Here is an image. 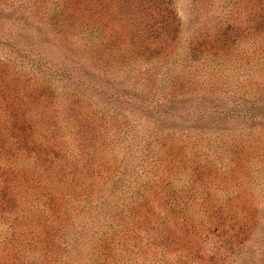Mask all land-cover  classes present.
<instances>
[{
  "label": "rangeland",
  "instance_id": "rangeland-1",
  "mask_svg": "<svg viewBox=\"0 0 264 264\" xmlns=\"http://www.w3.org/2000/svg\"><path fill=\"white\" fill-rule=\"evenodd\" d=\"M0 264H264V0H0Z\"/></svg>",
  "mask_w": 264,
  "mask_h": 264
},
{
  "label": "trees",
  "instance_id": "trees-1",
  "mask_svg": "<svg viewBox=\"0 0 264 264\" xmlns=\"http://www.w3.org/2000/svg\"><path fill=\"white\" fill-rule=\"evenodd\" d=\"M82 12V14H81V16H85V17H87L86 15H85V10H81L80 8H76V6H73L72 7V15L74 16V15H76L77 13H81ZM91 16L92 17H98V16H96V13H93V11H91ZM60 17H62V15H60ZM65 19H66V21L65 22H70V23H72L73 22V20H75V19H71L70 18V16H69V14H67V16L65 17ZM94 44L95 43H92V44H90L89 45V49L91 50V52H94ZM97 46H98V44H97Z\"/></svg>",
  "mask_w": 264,
  "mask_h": 264
}]
</instances>
